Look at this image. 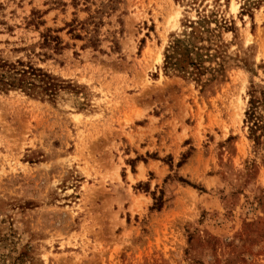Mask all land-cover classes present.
I'll use <instances>...</instances> for the list:
<instances>
[{
	"label": "rangeland",
	"instance_id": "1",
	"mask_svg": "<svg viewBox=\"0 0 264 264\" xmlns=\"http://www.w3.org/2000/svg\"><path fill=\"white\" fill-rule=\"evenodd\" d=\"M0 58L64 82L0 91V264H264V0H0Z\"/></svg>",
	"mask_w": 264,
	"mask_h": 264
},
{
	"label": "trees",
	"instance_id": "2",
	"mask_svg": "<svg viewBox=\"0 0 264 264\" xmlns=\"http://www.w3.org/2000/svg\"><path fill=\"white\" fill-rule=\"evenodd\" d=\"M36 21V18H34ZM200 24V22H197ZM75 30V29H73ZM196 29H192L189 38L175 39L166 49L165 68H172L181 72L189 71L191 74L200 76L205 71L202 62L199 61L194 53V46L191 38L194 37ZM81 37L80 34H76ZM40 48L46 49L42 54L44 57H51L59 53L62 49V40L59 36L54 35L50 29L41 33V39L38 42ZM63 80H60L53 74L36 66L31 60L22 59L15 62H9L0 58V91L8 92L10 90L20 89L30 96L56 98L58 91L63 87ZM251 108L247 114L250 119L256 117L255 101L250 100ZM254 126L256 128H254ZM258 123L255 119L252 131L257 129Z\"/></svg>",
	"mask_w": 264,
	"mask_h": 264
}]
</instances>
